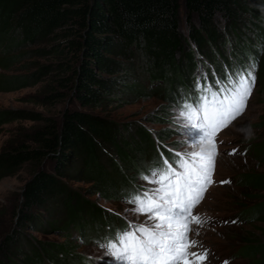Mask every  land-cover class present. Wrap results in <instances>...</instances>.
Wrapping results in <instances>:
<instances>
[{
	"label": "trees",
	"instance_id": "1",
	"mask_svg": "<svg viewBox=\"0 0 264 264\" xmlns=\"http://www.w3.org/2000/svg\"><path fill=\"white\" fill-rule=\"evenodd\" d=\"M252 10L253 0H0V35L23 43L44 40L54 43L52 50L43 48L38 51L54 50L57 62L40 64L26 81L33 80L32 84L36 85L43 74L55 72L53 81L66 92L51 91L48 98L59 101L69 97L80 107L101 108L128 92L139 90L143 95H151L145 86L131 82L133 78L129 79L128 73L143 68L162 75L166 67L176 69L182 55L189 56L187 38L182 30L184 21L190 37L202 48H207L210 43L222 41L225 28L236 36L257 29L264 31L257 24L243 27L247 25L244 17ZM219 14L226 23H223L226 26L223 29L216 22ZM195 19L198 25L194 24ZM56 27L59 30L52 32ZM4 45L11 46L13 42L0 41V49ZM2 56L0 54V68L8 70L5 65L8 56ZM12 57H16L15 54ZM135 62H138L137 66ZM262 75L264 77V61ZM5 83L7 81L0 80V85ZM2 115H9L5 121H11L22 118L24 113L11 111ZM35 116L41 124L31 131L32 145L21 143L0 155V179L14 175L24 165H33V175L22 191L25 209L21 212V219L24 224L31 219L30 209L47 208V216L56 209L53 211L61 216L58 231L71 224L78 226L77 222H84L89 215L99 211L73 193L62 180L69 160L79 159L86 177L94 179L99 191L108 199L112 196L109 191L113 187L118 188L116 174L131 173L129 176L133 181L136 178L133 167L135 164L141 166L138 152L143 139L150 135L147 130L140 134V140H125L122 148L115 144L120 137L119 125L111 119L75 108L64 109L59 118ZM255 127L264 130V115ZM155 135L161 140L171 137L168 132ZM251 144L252 155L259 162L250 168L251 173L245 174L243 193L249 202L243 201L240 206L256 208L258 219L264 221V171L258 170L264 168V139ZM102 146L117 149L121 156L120 164L106 156ZM47 160L56 161L52 172L43 168ZM106 164L112 165V171ZM65 195L68 196L63 197ZM82 201L87 205L83 207ZM66 216L69 221L63 225L62 219ZM48 220L50 222L53 217L49 216ZM47 221L43 220L42 226L52 223ZM260 230L264 233V227ZM80 231L83 233L81 228ZM247 235L244 236L248 237L247 240L241 241L245 250L252 255L255 264H264V240L254 241L255 234L250 231ZM74 238L67 233L63 242L40 241L37 247L31 244L33 253H26V262L40 264L44 254L53 264H82L88 253L78 251L80 246L74 244ZM16 243L15 233L7 236L1 246L0 264L11 260L9 254H12V248L17 247Z\"/></svg>",
	"mask_w": 264,
	"mask_h": 264
},
{
	"label": "rangeland",
	"instance_id": "2",
	"mask_svg": "<svg viewBox=\"0 0 264 264\" xmlns=\"http://www.w3.org/2000/svg\"><path fill=\"white\" fill-rule=\"evenodd\" d=\"M254 10L250 11L246 17H244L247 25H243L245 28L253 27L254 25L260 26L264 29V0H253ZM185 18V15L183 14ZM196 25L198 22L194 21ZM216 22L220 25V29L226 24L221 14L217 16ZM224 23V24H223ZM255 23V24H254ZM247 26V27H246ZM249 26V27H248ZM183 32H187V23L183 22ZM240 27V25L238 26ZM242 27V28H243ZM222 28V29H223ZM59 28H55L52 32H57ZM229 31L225 28L223 33ZM245 32V31H244ZM248 33V31L246 32ZM222 34V33H221ZM223 35V34H222ZM8 40L13 42V45H4V48L0 49L4 57L8 56L5 65L8 70L0 68V80L7 81V83L0 85V155L4 152L11 150L12 146L21 145V143L32 145L30 140L31 131L39 126L41 123L35 115L51 116L59 118L62 111L66 108H75L87 111L92 114H96L100 117L111 119L116 121L119 125L118 136H120L115 144L123 148V143L132 141L133 139H142L141 133L145 130L154 131L162 135L163 132H168L170 138L163 140L164 146L169 150H193L191 142L186 136H183L180 129L177 127L175 117L173 113L176 109L171 106L166 99V96L159 95H143L136 91L135 93H127L122 95L121 99L118 97L109 101L101 108H83L80 107L75 101H71L68 97L65 100L55 101L54 98H48L54 91H63L65 89L60 88V85L53 81L54 73L43 74L42 80L38 84H32L26 81L29 75L33 73L40 64H50L57 62L54 54V50L51 52L38 51L39 49L53 48V44L49 40L39 41L36 43H23L15 41V38L9 40V37L0 35V41ZM9 44V43H8ZM187 51L189 52V44L187 42ZM15 54L16 57H12ZM2 56V57H3ZM180 54L178 55V57ZM225 66L231 65L235 69V65L238 64L239 58L230 50L225 53ZM182 57V56H181ZM264 61V56H263ZM138 65V62H135ZM42 75H40L41 77ZM131 82H138L145 86V90L149 91L147 84L142 80L139 70L135 73H128ZM18 77V78H17ZM21 77V78H20ZM24 77V78H22ZM264 87L257 89L255 97L252 99L250 107L247 111L238 118L236 123L232 125L226 131V136L235 142L247 145L251 142H260L264 139V130L255 127L260 122L264 115ZM63 92H66L63 91ZM118 93V92H117ZM150 93V92H149ZM22 111L24 116L19 119L5 121L9 118V115H2L5 112ZM5 121V122H4ZM132 127V128H131ZM136 128V129H134ZM139 129V130H138ZM142 130V131H140ZM144 133V132H143ZM131 147V146H130ZM103 152L114 163L120 164L121 156L114 147H103ZM132 149V147H131ZM212 149V144L204 142L200 144L198 148L194 150L200 151L201 154L206 155ZM55 162L47 160L43 168L46 171H53L55 168ZM65 162V161H64ZM259 162L254 158V155L237 154L235 156H220L216 153L214 158V167L219 169L221 176L232 174H249L250 168ZM67 162H65L66 165ZM107 163V162H105ZM68 165L65 167V173L62 180L66 183L67 187L75 194L82 197L83 200H87L92 205L91 208H97L99 210H113L117 214L127 215L139 221H145L144 215H136L131 204H122L121 201L115 200L112 196L108 198L104 197L101 191L98 189V183L94 179H89L85 175V169L79 159L75 158L69 160ZM108 165V170L112 171V165ZM264 171V168L258 169ZM33 175V165H24L14 175H8L0 179V255L2 254V243L7 239V236L14 234L17 237V247L12 248L11 260L7 261V264H28L26 262V253H33L32 246L39 245L38 242L51 241L54 243L63 242L65 235L58 231V224L61 216L53 209L52 213L47 216V211L39 209H30V221L27 224L23 223L21 219V212L25 209L23 205L22 191L26 182ZM121 175L123 173L121 172ZM131 175V173H129ZM236 175V176H237ZM138 177V176H136ZM224 178V177H220ZM232 184V183H231ZM221 185L217 183L209 186L206 190V199L203 200L202 205L219 215L235 214L238 215V209L241 207L243 201L249 202V198L245 199L243 193L244 186L237 184L233 181L232 185ZM250 187H253L251 184ZM255 194H259L255 191ZM65 195L63 197H67ZM253 202V199H250ZM76 200H74L75 202ZM83 202V207L87 204ZM56 204V202H54ZM85 204V205H84ZM95 206H94V205ZM51 207H55L51 205ZM63 215V213L61 214ZM53 217L51 224H49L48 217ZM232 216V215H229ZM49 226H42V222ZM47 225V224H46ZM264 227V221L255 219L250 223L237 222L233 226L225 225L222 228H208L204 237L210 238L209 241L214 243L216 250L221 251V257L214 264H221L225 260V256L228 254L229 262L227 264H248L244 260V256H248L250 253L245 250L242 240H247V232L255 234V239L264 240V233L260 228ZM74 244L79 245V252H84L91 255H102L95 249L88 246H82L77 239L74 238ZM30 244V245H29ZM31 244H33L31 246ZM41 244V243H40ZM86 249V250H85ZM241 253L242 256L235 257L236 254ZM106 259V257L104 258ZM42 262V261H41ZM43 264V262L41 263ZM45 264H50L46 262Z\"/></svg>",
	"mask_w": 264,
	"mask_h": 264
},
{
	"label": "snow or ice",
	"instance_id": "3",
	"mask_svg": "<svg viewBox=\"0 0 264 264\" xmlns=\"http://www.w3.org/2000/svg\"><path fill=\"white\" fill-rule=\"evenodd\" d=\"M257 63L249 62L246 68L227 73V79L216 80V90L210 84H195L197 95L185 100L173 113L177 127L186 136L193 150L183 154L175 167L167 159L164 166L151 171L155 185L128 200L136 215L146 217L143 224H131L128 229L116 232L114 237L99 245L103 249L101 264H203L208 253L193 251L198 242L190 233L205 223L193 215V209L203 198L212 183L211 173L216 156V132L241 115L256 83ZM212 144L206 154L194 150L200 144ZM198 235L199 232L197 231Z\"/></svg>",
	"mask_w": 264,
	"mask_h": 264
}]
</instances>
